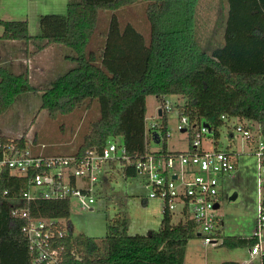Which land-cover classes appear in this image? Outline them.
<instances>
[{
  "label": "trees",
  "instance_id": "trees-1",
  "mask_svg": "<svg viewBox=\"0 0 264 264\" xmlns=\"http://www.w3.org/2000/svg\"><path fill=\"white\" fill-rule=\"evenodd\" d=\"M192 1L69 0L66 14L40 16L35 35L29 33L27 19L0 18V38L32 42L36 52L50 44L71 49L69 58L75 66L43 90L41 108L57 118L88 101L99 102L100 117L91 123L76 155L100 154L117 137L123 138L121 144L132 158L148 151L176 153L167 146L149 147L156 129L168 137L169 119L162 114L155 128H146L148 95H156L161 103L168 95L183 97L176 105L178 115H187L193 126L208 122L216 142L220 128L233 118L257 123L264 136V0H222L216 32L222 30L223 43L213 47L203 45L196 35ZM138 2L147 3L149 40L134 24L122 25L117 15ZM101 11L112 12L107 30L101 33L105 43L89 50ZM41 90L31 83L28 72L0 67V117L21 93ZM17 139L27 144L26 135ZM131 173L136 174L135 169ZM20 183L19 178L0 183V264H46L29 249L23 231L26 219L13 217L11 209L29 207L38 218H69L71 200L37 198L28 203ZM128 225L125 216L117 215L102 238L76 235L68 227L52 245L59 250V264H185L186 246L196 235L194 219L175 223L173 214L166 211L160 227L147 234H130ZM254 243L253 237H230L223 242L250 247ZM261 260L264 264V256Z\"/></svg>",
  "mask_w": 264,
  "mask_h": 264
},
{
  "label": "rangeland",
  "instance_id": "rangeland-1",
  "mask_svg": "<svg viewBox=\"0 0 264 264\" xmlns=\"http://www.w3.org/2000/svg\"><path fill=\"white\" fill-rule=\"evenodd\" d=\"M222 0H193V23L200 42L205 46H216L223 43V32H216ZM69 0H0V18L6 20H24L29 22V33L35 35L39 32V18L43 14H66ZM147 3L138 2L127 6L117 12L122 25L134 24L150 39V22L146 14ZM111 11H102L98 30L92 38L89 50H98L105 43L104 35L111 18ZM3 27L0 25V33ZM64 51L72 52L69 47L61 44ZM44 64V78H57L68 71L69 62H60L59 67L52 68L49 60L42 53L38 55ZM67 62V63H66ZM67 67V68H66ZM70 67V66H69ZM35 83V80H34ZM33 84V83H32ZM39 87L38 83L33 84ZM41 91H29L18 95L8 111L0 117V133L20 137L26 135L29 145L37 150L43 149L46 153L74 154L83 143L90 130L91 123L100 117L98 101H91L67 114L59 113L52 118L49 110L41 108L42 94L46 87H39ZM42 92V94L40 93ZM166 101L171 110L168 116V137L162 138L158 143L152 140L149 144L151 150H161L165 146L169 150L184 151L190 148L194 131H179L177 125L179 115L176 105L184 101L183 97L168 95ZM161 106L156 95L147 96L146 128L158 118V109ZM238 120L220 128V138L213 142L211 137L204 140V146L211 148L238 151L236 156L237 168L222 182V197L217 210L221 225V234L217 236L216 243H206L202 235L191 238L186 246V264H221L224 261H238L243 264H260L261 257H252L249 254V245L229 246L223 244L230 237H251L256 228L258 203V166L257 158L252 154L249 146L236 132ZM254 131L257 123H254ZM118 144L123 143L122 137H117ZM37 145V146H36ZM133 166L126 170L120 162L103 164L99 172V180L93 186L94 203L88 209H83L76 199H71V215L63 218L64 224L71 227L73 234L85 233L102 238L108 232L110 219L117 215L125 216L129 222L130 234H147L150 230H157L162 222L163 212L158 198L149 197L151 187L145 183V177L136 172ZM128 171V174H126ZM234 196V197H233ZM180 214L174 213L173 221L180 222Z\"/></svg>",
  "mask_w": 264,
  "mask_h": 264
},
{
  "label": "built area",
  "instance_id": "built-area-1",
  "mask_svg": "<svg viewBox=\"0 0 264 264\" xmlns=\"http://www.w3.org/2000/svg\"><path fill=\"white\" fill-rule=\"evenodd\" d=\"M167 114L171 110L169 103H161L159 110ZM226 119V116H222ZM157 126V121L151 124ZM249 120L238 121L236 132L251 147L257 158L258 166V203L257 223L251 237L255 243L250 247L252 255L264 256V136L257 125ZM177 130L194 131L189 149L176 153L146 152L132 158L124 144L116 140L109 141L103 152L85 155L48 154L43 149H33L29 142L20 144L17 138L0 134V183L12 179L20 180L23 187V199L30 202L37 198L76 199L83 209L94 203L93 186L99 180L103 164L117 159L122 168L133 166L135 171L145 177V183L151 189L149 197L162 201L163 213L166 211L180 214L181 220L192 218L196 221L197 234L204 237L206 243L218 242L222 221L217 214L216 204L222 197L223 180L237 168L238 151L207 148L204 140L211 137L212 129L201 122L193 126L187 115H179ZM162 140L161 130L156 129ZM154 132V133H155ZM21 137V136H20ZM37 146V145H36ZM9 188L4 190L8 194ZM220 206V205H219ZM11 215L26 219L23 231L29 249L36 254L38 261L46 264H59V250L53 248L57 236L64 235L67 226L63 218H44L31 215L29 207L14 206Z\"/></svg>",
  "mask_w": 264,
  "mask_h": 264
},
{
  "label": "crops",
  "instance_id": "crops-1",
  "mask_svg": "<svg viewBox=\"0 0 264 264\" xmlns=\"http://www.w3.org/2000/svg\"><path fill=\"white\" fill-rule=\"evenodd\" d=\"M101 13L102 11L100 12L99 15L98 25L100 23ZM110 20L111 19H109L108 21V25L110 23ZM2 34L3 32L0 33V35ZM35 47H36L35 44H33L32 42L28 43L26 41H21V40H6L0 38V67H6L10 71L16 73L28 72L31 83L33 84L38 83L39 87L43 86L47 88L55 78H53L54 77L53 75H51V77L49 78L43 77L44 75L43 73L45 71L43 68L44 64L41 62V60H39L40 56L38 55H41L43 53L45 55L44 58L46 57L49 60L50 66L56 69L59 67L58 65L60 64V62H65V61L69 62L67 64L68 68H72L76 64L74 61L70 60L69 58V56L72 55V52H69L67 50L64 51L61 48V44H50L45 49L39 52L35 51ZM40 93L42 94V92ZM237 120L240 121L239 119ZM50 154H54V153H50ZM249 254L252 257L258 256V255H252L250 253V248H249ZM238 263L243 264L241 262ZM221 264H223V262ZM260 264H262V260Z\"/></svg>",
  "mask_w": 264,
  "mask_h": 264
},
{
  "label": "water",
  "instance_id": "water-1",
  "mask_svg": "<svg viewBox=\"0 0 264 264\" xmlns=\"http://www.w3.org/2000/svg\"><path fill=\"white\" fill-rule=\"evenodd\" d=\"M159 114H160V115L162 114V110H161V109L159 110ZM203 125H204V126H207V127L210 128V124H209L208 122H206V121L203 122ZM210 129H211V128H210ZM154 139H155V141L158 142V143L161 141V138H160L158 132H155V133H154ZM233 197H234V196H233ZM219 205H220V204L217 203L215 207L218 208ZM198 235H200V233H198Z\"/></svg>",
  "mask_w": 264,
  "mask_h": 264
}]
</instances>
